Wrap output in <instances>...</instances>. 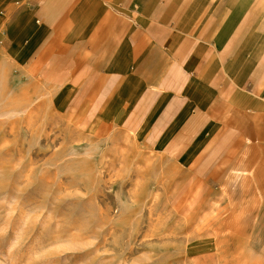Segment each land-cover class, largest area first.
<instances>
[{
	"label": "crops",
	"instance_id": "obj_1",
	"mask_svg": "<svg viewBox=\"0 0 264 264\" xmlns=\"http://www.w3.org/2000/svg\"><path fill=\"white\" fill-rule=\"evenodd\" d=\"M0 45L57 113L235 192L264 249V0H0Z\"/></svg>",
	"mask_w": 264,
	"mask_h": 264
},
{
	"label": "rangeland",
	"instance_id": "obj_2",
	"mask_svg": "<svg viewBox=\"0 0 264 264\" xmlns=\"http://www.w3.org/2000/svg\"><path fill=\"white\" fill-rule=\"evenodd\" d=\"M236 197L57 113L0 45V264H258Z\"/></svg>",
	"mask_w": 264,
	"mask_h": 264
}]
</instances>
